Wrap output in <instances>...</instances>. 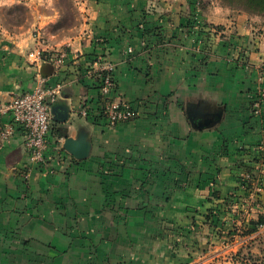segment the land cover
I'll return each mask as SVG.
<instances>
[{
  "label": "crops",
  "instance_id": "0c3cea01",
  "mask_svg": "<svg viewBox=\"0 0 264 264\" xmlns=\"http://www.w3.org/2000/svg\"><path fill=\"white\" fill-rule=\"evenodd\" d=\"M57 2L0 0V100L41 78L62 86L47 167L29 178L23 129L0 115V131H14L0 139V264H163L171 231L194 215L201 222L213 192L242 193L248 170L254 185L264 180L251 156L264 142V113H253L264 93V18L218 0H82L81 28L62 44L48 29ZM17 7L28 24L6 19ZM59 51L62 66L45 60ZM94 51L113 64L111 96L134 120L96 121ZM190 112L211 125L195 126ZM68 138H85L89 157L65 151Z\"/></svg>",
  "mask_w": 264,
  "mask_h": 264
},
{
  "label": "rangeland",
  "instance_id": "374dc122",
  "mask_svg": "<svg viewBox=\"0 0 264 264\" xmlns=\"http://www.w3.org/2000/svg\"><path fill=\"white\" fill-rule=\"evenodd\" d=\"M218 1L236 12H245L264 18L262 13L248 11L242 5V0ZM76 2L81 3L82 0H58L53 10L58 14L57 20L52 21L48 26L49 31L54 35V41L67 42L80 30L83 18ZM5 16L11 25H25L29 18V11L26 7L10 8L5 12ZM231 208L233 210L231 214L223 215V221L227 224L221 234L217 231L213 233L201 224L203 219L200 222V218L195 217L196 222H200L196 226L199 230L196 227L193 228V235L185 241L186 245H183L180 250L168 247V255L174 252L178 256L174 258L175 260L168 257L163 264H264V226L258 232L245 236L250 226L247 221L243 222L247 217L257 219L259 214H264V189L259 197L250 196L243 205L236 204ZM198 216L201 217V215ZM183 242L182 240L181 243ZM181 258H184L183 263Z\"/></svg>",
  "mask_w": 264,
  "mask_h": 264
},
{
  "label": "built area",
  "instance_id": "2783aa9c",
  "mask_svg": "<svg viewBox=\"0 0 264 264\" xmlns=\"http://www.w3.org/2000/svg\"><path fill=\"white\" fill-rule=\"evenodd\" d=\"M35 37L41 40L43 30L38 29L35 32ZM129 52L131 53L132 50L130 49ZM66 58L67 54L61 51L52 53L47 57L56 66H62ZM261 69L264 72V64L261 65ZM113 73V64L103 58H100L90 69L91 76L101 81L100 92L103 98V114L111 126L128 122L136 115L135 110L130 105L111 96L115 88ZM61 89V85L49 86L46 80L41 78L32 91L15 96L9 103L0 100V115L10 114L13 124L23 129L25 147L28 152L25 167L26 178L31 176L35 168L43 169L47 167V153L51 144L50 131L53 123V107L59 101ZM254 111L257 116L264 113V93L260 94L255 101ZM81 113L86 116L87 110L84 109ZM13 132L12 127L2 129L0 139L8 140ZM257 154L260 155V176H264V142L258 147ZM245 178L251 180L249 175ZM258 185H254L253 197H255L256 192H262V187Z\"/></svg>",
  "mask_w": 264,
  "mask_h": 264
},
{
  "label": "trees",
  "instance_id": "16d2710c",
  "mask_svg": "<svg viewBox=\"0 0 264 264\" xmlns=\"http://www.w3.org/2000/svg\"><path fill=\"white\" fill-rule=\"evenodd\" d=\"M242 5H244L248 9V11L264 14V0H242ZM100 56L101 58L103 57V59H106L105 55H100ZM100 56L96 53V51L87 55V60L89 62L88 64L89 66H87L88 71L91 69V66L94 65L100 59L99 58ZM44 58L46 60L47 55L44 54ZM92 80H93L92 89H94L97 93L96 100L92 101L93 105L97 106L96 110L98 112V120L96 121L97 122L101 121L100 123L108 124L107 120L104 117L103 108H102L103 98L100 92L101 81L95 77H93ZM131 108L135 110L132 106ZM135 113L136 115L132 120H134L138 115V112L136 110H135ZM253 113L255 114V111H253ZM189 118L192 121V123L197 127H201V126L206 127V126L211 125V123H208V122L206 123V121L200 122V124H196L195 122L196 119L193 115V112L189 113ZM123 123H126V122H123ZM251 156L257 161H260L259 154L256 155L255 153L252 154L251 152ZM248 171H249L248 173L249 176L253 175L251 170H248ZM252 180H255L253 176H251V180H244L243 182H241L240 187L243 186V188L245 189L244 191L242 190V193L241 192L239 193L238 191V192H233L227 196H222L219 192H216V191L213 192L212 196L209 197L207 200L210 207H208V209L206 210L204 214H200L201 217H203L202 225L204 224V226L208 227L213 233L217 231L218 234H221L224 227H226L225 224H227L225 221H223L224 216L231 214L233 212L231 206L236 205V204L243 205L244 203H246L247 198L253 195L255 188H254V183ZM263 184H264V180H261L259 185L262 187V189H264V186H262ZM260 195L261 193H257V192L255 193V197H259ZM195 217H196L195 215L191 217V223L190 225H188V227H174V229L171 231L173 241L171 242L170 245L172 249L174 248L176 250L177 249L180 250L181 248H183L182 247L183 245H186L184 244L185 241H187L194 233L193 228L198 226ZM246 221L249 224L250 228L247 232H245L244 235L249 236L253 233L258 232L259 229L264 226V214H259L257 219H252V218L247 217L243 222L246 223ZM238 222H236V224ZM196 228L199 230V227H196ZM182 240L184 241L183 243H181ZM177 256L178 254L174 252H172V254H169V257L171 259H174ZM183 261H184V258H181V263H183Z\"/></svg>",
  "mask_w": 264,
  "mask_h": 264
},
{
  "label": "water",
  "instance_id": "95a60500",
  "mask_svg": "<svg viewBox=\"0 0 264 264\" xmlns=\"http://www.w3.org/2000/svg\"><path fill=\"white\" fill-rule=\"evenodd\" d=\"M55 106L53 107V114ZM65 151L71 154L77 160H85L89 157L91 151V144L86 141L85 138H79L77 140L68 138L64 143Z\"/></svg>",
  "mask_w": 264,
  "mask_h": 264
}]
</instances>
